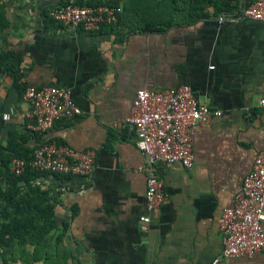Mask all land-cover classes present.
Here are the masks:
<instances>
[{
	"label": "crops",
	"instance_id": "1",
	"mask_svg": "<svg viewBox=\"0 0 264 264\" xmlns=\"http://www.w3.org/2000/svg\"><path fill=\"white\" fill-rule=\"evenodd\" d=\"M80 1L119 5L117 22L82 33L47 18L50 6L35 14L2 8L0 53L12 52L20 77L0 67V156H30L37 144L54 141L95 158L88 175L34 177L52 202L55 228L41 244L0 243V256L7 264H211L222 246L217 219L264 149V106L257 103L264 22L240 17L253 0H210L215 7L209 0ZM180 84L220 114L192 129L189 168L154 164L164 199L141 232L143 156L126 118L137 90ZM23 85L65 87L80 113L34 131ZM216 264H264V252Z\"/></svg>",
	"mask_w": 264,
	"mask_h": 264
},
{
	"label": "built area",
	"instance_id": "2",
	"mask_svg": "<svg viewBox=\"0 0 264 264\" xmlns=\"http://www.w3.org/2000/svg\"><path fill=\"white\" fill-rule=\"evenodd\" d=\"M121 7L111 3H76L64 0L48 11L49 18L62 26L91 33L102 26H112L118 20ZM240 17L264 22V0H253L239 11ZM21 100L28 105L27 117L33 120L31 128L47 131L58 119L79 114L69 90L56 85H26ZM264 106V77L257 101ZM219 115L196 99L190 87L180 84L173 89H140L134 94L126 118L133 136L135 148L142 154L143 163L137 170L145 175V212L138 215V229L145 232L149 225V213L159 207L164 199L162 181L154 170L156 162L169 166L175 162L189 168L192 164L190 134L196 125L206 124L210 115ZM9 112L1 113L6 121ZM92 150H74L54 141H45L33 147L28 159L11 157L8 172L22 174L31 168L37 172L59 175H88L94 166ZM264 149L253 158L248 172L243 176L241 191L233 204L221 211L217 229L221 239V251L211 261L239 256L251 257L264 252ZM0 264H7L0 256Z\"/></svg>",
	"mask_w": 264,
	"mask_h": 264
},
{
	"label": "trees",
	"instance_id": "3",
	"mask_svg": "<svg viewBox=\"0 0 264 264\" xmlns=\"http://www.w3.org/2000/svg\"><path fill=\"white\" fill-rule=\"evenodd\" d=\"M61 2L63 1H59V3ZM73 2L82 3L80 0H73ZM208 2L214 7L216 6L215 1L209 0ZM87 4H91V2ZM45 16L49 18L47 14ZM5 25L0 6V29ZM11 56L12 52L10 51L1 52L0 67L7 70L13 80H17L20 74L16 64L11 61ZM16 156L29 158L27 154L22 155L14 151L12 157ZM10 159L4 160L0 156V167H3V170L0 169V243L6 244L15 239H24L33 245L41 244L48 233L55 228L52 202L46 196L47 191L31 183L34 177L41 172L27 167L22 174L13 175L7 169Z\"/></svg>",
	"mask_w": 264,
	"mask_h": 264
},
{
	"label": "rangeland",
	"instance_id": "4",
	"mask_svg": "<svg viewBox=\"0 0 264 264\" xmlns=\"http://www.w3.org/2000/svg\"><path fill=\"white\" fill-rule=\"evenodd\" d=\"M56 3H58V0H0L1 8H3L4 5H12V6L18 5V7H20V9L23 10V11H20L21 13L31 12V14L39 13L41 10L40 8L43 5L48 6V8H49V6L52 7ZM30 6L32 8H33V6H36L38 9V12L33 11L32 8H29Z\"/></svg>",
	"mask_w": 264,
	"mask_h": 264
}]
</instances>
